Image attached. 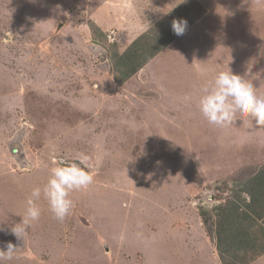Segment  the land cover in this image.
<instances>
[{"label": "rangeland", "instance_id": "rangeland-1", "mask_svg": "<svg viewBox=\"0 0 264 264\" xmlns=\"http://www.w3.org/2000/svg\"><path fill=\"white\" fill-rule=\"evenodd\" d=\"M181 18L185 34L118 83L116 54L143 34L161 45ZM262 49L264 0H0V250L17 247L3 264H221L215 198L241 177L213 167L233 145L214 146L197 107V61L206 85L235 70L264 87ZM220 54L228 67L214 66ZM61 160L93 182L70 193L62 222L42 193L39 219L17 238L32 189ZM249 239L237 260L264 245Z\"/></svg>", "mask_w": 264, "mask_h": 264}, {"label": "clouds", "instance_id": "clouds-1", "mask_svg": "<svg viewBox=\"0 0 264 264\" xmlns=\"http://www.w3.org/2000/svg\"><path fill=\"white\" fill-rule=\"evenodd\" d=\"M187 27L188 22L183 18L173 19L171 22V29L176 36H183ZM198 108L203 118L213 126L227 127L239 116L254 122L258 127H264V97L257 95L252 83L231 70L218 72L213 81L202 89ZM77 159L82 161L84 157ZM53 163L43 189H32L26 201L27 207L22 222L10 229L17 238H23L29 223L39 219L41 212L36 201L41 198L42 193L54 218L62 222L74 206L70 193L86 189L93 182V176L77 163L62 160ZM6 248V251L0 250V264H3L4 260H11L17 250L11 242L6 244ZM23 253L25 252L18 254ZM40 261L45 264L42 258Z\"/></svg>", "mask_w": 264, "mask_h": 264}, {"label": "crops", "instance_id": "crops-1", "mask_svg": "<svg viewBox=\"0 0 264 264\" xmlns=\"http://www.w3.org/2000/svg\"><path fill=\"white\" fill-rule=\"evenodd\" d=\"M218 43L222 44L224 42L219 41ZM225 46L227 48H232V44ZM242 48L243 47H240L239 50ZM262 51V61L260 63L259 69L260 71L264 72V49H262L261 52ZM157 57L158 56H155L154 59L152 58L137 73L140 74L142 71L146 70L145 68L154 62ZM240 57L241 59L245 58L242 57V55ZM213 62L215 63L214 66L218 65L220 67H228L230 65L228 60L224 61V57L221 56V54L219 62L215 59H213ZM240 62H242V60H240ZM197 63L199 67H202V69L198 68V70L205 72L202 75V83L199 84L198 82L196 86V93L199 102V98L202 95V89L206 86L204 77L205 74L210 73V68H204L199 61H197ZM232 72L234 74H238V72L235 70ZM134 76L131 77V79H133ZM255 90L258 96L264 97V87H255ZM213 128L216 131H213V133L210 134L215 138L214 146L218 145L219 143H229L233 145V150L229 153V160H227V163L218 162V160L215 158L212 163L213 167L217 165L218 168L216 170L223 168L224 170L227 169L228 171H234L238 176L241 177L240 179L237 177H230L231 179H229L230 188L228 190V196L225 198H215L217 201V206L224 205L227 201L231 206L232 204L238 206L237 216H230L228 218L231 233L235 232L249 235H264V127H258L254 124V122L237 116L236 119H234L233 122L227 127L221 128L213 126ZM239 136H241L240 142H238ZM229 149L231 148L229 147ZM215 152L216 151L214 150V153ZM223 156L225 155L220 156V153L217 154V158H221ZM218 172L220 173V171ZM214 174L217 175L218 173L214 172ZM214 211L213 217L215 218L214 223H216V210ZM249 264H264V253L260 254Z\"/></svg>", "mask_w": 264, "mask_h": 264}, {"label": "trees", "instance_id": "trees-1", "mask_svg": "<svg viewBox=\"0 0 264 264\" xmlns=\"http://www.w3.org/2000/svg\"><path fill=\"white\" fill-rule=\"evenodd\" d=\"M148 35H140L126 48L123 53L116 54V63L114 66L115 70H118V75H115V79L118 83L128 81L133 77L146 63L152 58L157 56L168 44L171 43L177 36H173L166 42L159 46L151 47L152 44L149 42L143 44V39L147 38ZM238 206L235 204L229 205L227 201L224 205H219L216 208L217 221L215 224V238L216 248L221 259V264H249L258 255L264 253V245L261 247L257 254L249 259L237 260L240 251L250 249L249 234L244 233H231L228 218L231 216L236 217L238 214ZM209 216H205L204 220L208 222ZM235 244V248L232 251H228L229 245ZM231 253V258L228 255ZM241 256V255H240Z\"/></svg>", "mask_w": 264, "mask_h": 264}]
</instances>
